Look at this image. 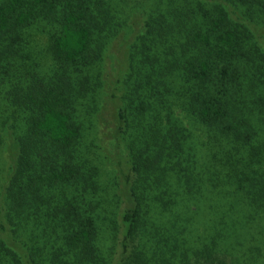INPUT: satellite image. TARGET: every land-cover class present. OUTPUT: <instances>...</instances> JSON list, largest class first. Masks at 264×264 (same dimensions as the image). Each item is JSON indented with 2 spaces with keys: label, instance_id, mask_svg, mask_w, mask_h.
Returning <instances> with one entry per match:
<instances>
[{
  "label": "trees",
  "instance_id": "16d2710c",
  "mask_svg": "<svg viewBox=\"0 0 264 264\" xmlns=\"http://www.w3.org/2000/svg\"><path fill=\"white\" fill-rule=\"evenodd\" d=\"M163 1L128 49L115 84L139 119L124 138L127 110L124 103L115 108V140L125 139L127 154L121 180L113 183L119 264L131 256L129 242L149 229L153 206L168 201L165 208L180 210L186 198L200 199L204 186L214 184L221 199L233 188L230 197L238 205L230 207L240 223L256 221L264 211V39L233 17L231 8L238 5L243 19L258 25L264 3L195 0L194 9L180 14ZM92 4L0 0V147L7 141L11 152L0 187V264L105 260L98 240L112 220L101 214L106 228L98 227L100 198L93 197L101 166L80 154L82 128L74 118L84 89L79 68L88 66L95 32L103 31ZM46 29L51 30L47 54L55 64L50 76L34 72L28 48L31 37ZM113 36L109 31L101 37V49ZM98 107H91L89 116ZM178 115L196 121L204 140L186 133ZM200 151L210 168L198 173ZM26 232L31 243L20 242ZM166 234L159 232L168 243ZM220 235L225 237L216 233L203 255L219 247ZM46 251L51 255L44 262Z\"/></svg>",
  "mask_w": 264,
  "mask_h": 264
},
{
  "label": "rangeland",
  "instance_id": "374dc122",
  "mask_svg": "<svg viewBox=\"0 0 264 264\" xmlns=\"http://www.w3.org/2000/svg\"><path fill=\"white\" fill-rule=\"evenodd\" d=\"M261 1L264 3V0ZM93 2L92 6L99 10V26L103 31L95 32L97 38L89 52L91 65L79 68L80 81L83 79L84 89L79 103L82 107L76 110L74 118L82 128L80 154L101 166L99 181L95 182L98 184L97 189L93 195L94 197L97 194L96 197L100 198L96 208V214L100 215L97 225L101 229L106 228V222L101 220V214L112 220V225L107 221L108 232L104 236H99V252L105 259L99 264H119L121 235L115 230L118 206L116 210L113 183L115 181L117 184L121 180L120 170L126 166L124 157H127V154L125 139H121V142L119 140L118 143L115 140V108L124 103L127 110L129 131L124 138L133 132L139 119L136 120L135 110H132L130 103L123 98V90L120 87L115 88V84L123 72L128 49L145 32V21L161 0H93ZM163 3V7L166 4L170 9L178 10L180 14L187 8L194 9L196 5L195 0H164ZM231 8L233 17L246 22L260 41L264 39L263 16H260L261 22L258 25L254 22L250 24L243 19L241 7L235 5ZM103 13L107 15V20H103ZM103 21L110 25L104 26ZM50 31L49 29L44 33L36 32L31 37L28 47L31 59L35 63V66L32 63V67L39 75L50 76L55 70V64L47 54ZM109 31H113L114 36L108 38L106 46L101 49V37L107 35ZM94 59L99 60L93 61ZM96 104H99L97 112L93 113L94 116H89L91 107ZM177 117L181 118L186 133L196 139L202 136L201 140H204L205 130L196 121L179 115ZM10 156L11 152L5 141L0 147V187L10 168ZM197 160L194 164L197 167L196 172L207 171L204 167L210 168L205 152L200 151ZM175 182L174 178L172 184L177 187ZM229 189L227 197L221 199L217 197L219 189H214V184L204 186L203 196L200 195V199L197 198L199 195L186 198L185 201L188 202L180 210L165 208L168 201L160 206H153L157 210L149 214V229L142 230L141 235L129 242L128 252L131 256L120 264H264V211L257 216L261 218L256 221L240 223L239 214L230 207L238 204L230 197L234 192L233 188ZM150 199L146 198L147 202H150ZM220 223L222 226L219 227ZM160 231H168L169 235H165L169 237L168 243L159 235ZM218 232L225 234V237L220 235V238H223L218 240L219 247L215 251L212 249L208 256L203 255L205 247L211 246ZM30 238L29 233L27 237L24 233L20 236V242H26L27 239L30 242ZM29 242L27 244L30 247ZM172 243L178 248L172 249L170 246ZM50 255L51 253L47 251L43 254L44 262ZM37 262L39 263V260Z\"/></svg>",
  "mask_w": 264,
  "mask_h": 264
}]
</instances>
